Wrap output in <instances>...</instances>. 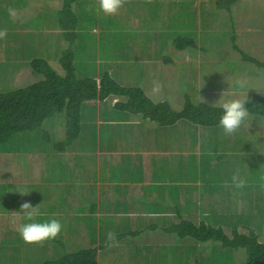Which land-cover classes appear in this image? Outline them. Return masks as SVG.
<instances>
[{
	"label": "rangeland",
	"instance_id": "obj_1",
	"mask_svg": "<svg viewBox=\"0 0 264 264\" xmlns=\"http://www.w3.org/2000/svg\"><path fill=\"white\" fill-rule=\"evenodd\" d=\"M68 1L64 14L66 0H0V31L7 33L0 38V93L39 81L34 59L63 74L61 58L71 52L77 76L109 73L177 111L187 100L220 106L234 94L264 96V0L230 8L223 0H125L115 15L101 11L99 0ZM190 42L196 47L182 46ZM120 101H91L87 128L66 152L41 138L48 130L64 138L62 114L48 130L0 146V264H43L87 248L97 250L98 264H243L244 250L182 237L181 222L205 221L229 235L253 230L264 242V119L248 117L225 135L219 124L139 119L115 108ZM30 136L36 140L21 139ZM237 170L245 180L239 189ZM89 195L103 207L96 217ZM24 202L40 205L36 222H61L58 239L24 243L16 230L28 222L18 212ZM109 232L116 235L111 247Z\"/></svg>",
	"mask_w": 264,
	"mask_h": 264
},
{
	"label": "trees",
	"instance_id": "obj_2",
	"mask_svg": "<svg viewBox=\"0 0 264 264\" xmlns=\"http://www.w3.org/2000/svg\"><path fill=\"white\" fill-rule=\"evenodd\" d=\"M223 1L227 8H230L237 0ZM69 7L70 2L66 0L65 7H62L61 11L67 14L66 9ZM68 15H65L66 20H70ZM65 29L70 30L67 23H65ZM182 46L196 47L193 42ZM248 57V62L259 65L257 59ZM31 65L34 72L41 76L39 81L24 88L0 93V146L11 142L15 135L32 133L40 128L43 132V128H46L48 124L55 125L54 120L62 114L66 121L65 125L63 123L64 138H54L47 128L48 131H44L45 134H42L41 138H46L48 147L54 152H66L73 148L74 142L78 140L83 129L87 128L89 118L85 116L86 106L91 101L104 103L115 97L123 99L116 103L115 108L159 125L169 126L183 120L193 128L197 126L208 128L219 124L222 115L220 106L194 104L188 100L184 108L177 111L167 101L154 102L141 87L122 86L106 72L99 79L94 78L95 75L94 77L77 76V68L71 52L61 58L63 74L41 60L34 59ZM262 65L264 67V62ZM246 97L249 117L264 119V96L251 92ZM21 139L27 142L36 140L32 136L21 137ZM62 166V164L59 165V167ZM87 203H93V207H89V214L92 216L96 217V212L102 211L103 207L97 208L94 201L90 199V195ZM110 219L111 217L108 216L107 220ZM181 223L184 224L182 228H186L182 237H189L196 243H219L232 251L244 250L246 254H244L243 264H264V242L253 230L248 233L234 231L232 235H229L221 227L209 226L205 221L198 224L190 220L189 223L184 221ZM195 225H199L201 229L196 230ZM93 241L91 239L92 243ZM97 256L95 248L78 249L72 253H65L58 259L46 260L43 264H98Z\"/></svg>",
	"mask_w": 264,
	"mask_h": 264
},
{
	"label": "clouds",
	"instance_id": "obj_3",
	"mask_svg": "<svg viewBox=\"0 0 264 264\" xmlns=\"http://www.w3.org/2000/svg\"><path fill=\"white\" fill-rule=\"evenodd\" d=\"M125 0H99L100 10L107 15H115L118 10L123 6ZM9 14L13 15V9H9ZM7 35L5 31H0V38H4ZM236 85L240 89L246 87V82L237 80ZM162 85L158 82L154 83L153 92L159 93L162 90ZM224 92L221 93L220 98H223ZM248 98L241 99L238 95H233L231 98L223 99L220 104L222 109V115L219 119V127L223 129L225 135L234 134L248 119L250 112L246 107ZM232 181L236 188L245 187V180L237 170L232 175ZM26 193V192H25ZM24 194V193H21ZM40 205L33 206L30 202H24L20 205V210L24 218L28 221L17 227V232L23 239L25 244H42L49 239H55L62 231V224L57 219H51L49 221L36 222L34 217L39 214ZM116 239V235L113 232L107 233L106 244L111 247L112 242Z\"/></svg>",
	"mask_w": 264,
	"mask_h": 264
},
{
	"label": "crops",
	"instance_id": "obj_4",
	"mask_svg": "<svg viewBox=\"0 0 264 264\" xmlns=\"http://www.w3.org/2000/svg\"><path fill=\"white\" fill-rule=\"evenodd\" d=\"M80 0H78V2H79ZM208 247V246H207Z\"/></svg>",
	"mask_w": 264,
	"mask_h": 264
}]
</instances>
